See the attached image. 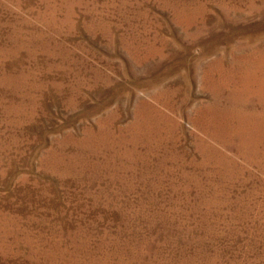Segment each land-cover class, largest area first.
<instances>
[{
    "label": "rangeland",
    "instance_id": "rangeland-1",
    "mask_svg": "<svg viewBox=\"0 0 264 264\" xmlns=\"http://www.w3.org/2000/svg\"><path fill=\"white\" fill-rule=\"evenodd\" d=\"M0 264H264V0H0Z\"/></svg>",
    "mask_w": 264,
    "mask_h": 264
}]
</instances>
